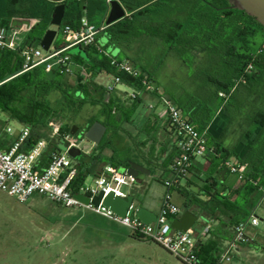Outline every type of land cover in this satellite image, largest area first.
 I'll return each instance as SVG.
<instances>
[{
    "label": "trees",
    "instance_id": "1",
    "mask_svg": "<svg viewBox=\"0 0 264 264\" xmlns=\"http://www.w3.org/2000/svg\"><path fill=\"white\" fill-rule=\"evenodd\" d=\"M118 1L129 11V18L125 17L126 20L107 26L100 30L99 34H106L110 38V43L118 46L126 37L146 33L162 40L167 48L175 52L181 59L183 66L192 69L194 68L192 66L207 68V70L205 69L203 90L214 99L218 107L214 118L203 120L202 129L197 127L201 131L207 130L208 145L213 148V152L204 159L221 168L231 155L238 158L236 152L224 147L222 137L234 121L235 113H241L242 99L254 94L257 96V102L252 104L253 113L248 119L252 121L256 118L259 120L257 122L259 126L264 127V106H259L262 103L264 105V99H262L264 94V50L260 51L264 41V27L246 12L232 8L228 0ZM86 3L98 4L97 10L103 15L101 24L103 26L107 16L108 4L106 0H0V27L11 26L15 19H35L36 24L22 38V43L31 45L37 40H40L41 43L44 34L50 30L52 14L58 4L65 6L63 23L59 28L61 32L66 25H70L74 29L80 27L83 11L88 10L89 4ZM165 10H167L166 13L171 14L169 17L161 18L160 15ZM91 16L88 20L95 24L91 21ZM55 45L60 47L62 43ZM78 48H81L91 62H99L104 65L90 66L92 71L105 69L111 75H120L123 83L132 87L138 86L137 79L123 72H117L111 66L110 58L101 55L95 46L87 49ZM71 56L74 60L80 59V55L71 54ZM249 65L252 68L246 73V68ZM134 67L154 81L145 66ZM22 69L23 57L20 50L0 49V112L30 129V136L21 151H28L38 140L47 138L51 121L60 124L61 133H71L72 127L75 125L68 123L70 117L80 113L83 107L88 104L94 107L98 106L100 110L84 129L79 127L81 130H86L96 121L101 122L100 119L103 118L101 123L107 127L109 132H114L123 120L124 109L114 99H108L103 88L100 93L92 94V88L89 86V83L93 82L92 80L87 82L79 78L72 81L69 78L70 75L62 74L58 70L46 72L43 66L20 74ZM52 93H58L60 96L55 106L50 103L48 98ZM221 94L223 95L221 96ZM237 99L241 100L239 107L235 103ZM191 100L190 97L186 101L174 103L181 109L183 116L195 125V117L199 116L203 106L192 104ZM140 102L142 101H135V103ZM229 106H236L233 115L228 113ZM62 119L65 120L61 121ZM248 135L250 138L252 137V133ZM105 146L106 142L102 140L92 154L85 155L82 162L78 161L79 171L72 186L75 193L84 185L90 173L88 172L90 169L87 173H82L80 168H84L85 164H90L91 168L95 167L102 159V149ZM241 146L246 149L245 155H249V160L240 158L238 160L239 163L248 165L243 182L246 187L251 189L250 192L248 189L244 193L239 192L241 199L231 203L217 191V184L213 182L214 177L209 174V178L205 180L206 185L200 188L201 193L187 189L186 194H183L186 199L185 207L193 208L197 214L205 216L209 220L217 219L224 222L220 215H224L225 210L230 209L228 205H231L235 209L233 212L238 214L237 221L232 222L233 233L236 226L245 222L261 203L262 190H264V153L256 151L243 142ZM55 147L59 149L57 145ZM253 158L262 161L258 168L252 166L250 160ZM109 162L119 167V164L109 158H106L104 164ZM256 192L261 194L252 198L251 195ZM262 207L264 209V200ZM213 230L211 227L206 240L214 234ZM133 236L143 239L135 234ZM206 240L197 242L198 258L203 264H215L220 257L222 248L220 250L217 241L212 243L210 241L208 243L210 247L203 248V246L206 247L203 243ZM215 252L218 254L215 255Z\"/></svg>",
    "mask_w": 264,
    "mask_h": 264
},
{
    "label": "built area",
    "instance_id": "2",
    "mask_svg": "<svg viewBox=\"0 0 264 264\" xmlns=\"http://www.w3.org/2000/svg\"><path fill=\"white\" fill-rule=\"evenodd\" d=\"M111 1L106 0L108 5ZM29 20L30 25L27 30L12 25L0 27V49L21 51L23 69L20 74L43 66L46 72L58 70L62 74L72 75L74 66L70 50L76 47L87 49L95 46L99 31L107 27L106 24H103L99 29L95 24L90 23L86 16H83L78 29H74L70 25L62 28V46L57 47L54 40L49 50L46 51L41 46L33 47L32 45H23L21 42V33L28 32L37 22L35 19ZM263 50L264 41L260 51ZM99 52L101 55L110 58V64L117 72H123L139 82L137 87H132L123 83L120 75H112L113 81L105 87V93L110 96L119 85H124L128 89V96L132 101H143L148 96H156L167 115L169 128L178 138V155L170 165L169 178L163 181L167 191L157 221L152 224H145L135 216L120 217L104 207L102 203L95 207L92 203L85 205L77 200L74 197L76 193L72 186L78 175V164L69 156L68 151L71 148H77L84 155L89 156L94 152L96 145L89 142L85 137L79 138L78 135L71 133H61L60 124L54 121L49 123L47 137L61 139L66 150L55 149L51 151L47 156L46 166L40 168V160L47 152L50 141L48 138H42L28 151H21L22 146L30 136V129L23 127L9 151H0V191L15 198L21 204L28 203L34 195L39 194L63 207H84L129 228L133 234L160 245L185 264H203L196 252L197 242L209 237L211 226L205 225L201 229L192 228L185 233H180L172 229L171 222L182 211L174 201V190L187 177L196 159L204 158L213 152V148L208 145L207 130H199L189 119L185 118L181 109L159 87L152 83L147 74H143L127 60L111 57L101 49ZM251 68L249 65L245 72L248 73ZM149 108L155 110L157 107L152 104ZM7 130L9 133L13 132L12 128ZM227 165L229 171L238 175L241 182L245 180L248 167L246 163H228ZM136 180L109 162L104 164L100 174L92 176V184L85 188V192L82 194L89 196L91 200L100 193H103L105 197L111 192L116 196L125 197L126 194L122 187L135 183ZM254 184L256 183L254 182ZM262 191L263 199L257 208H263L264 190ZM260 220L254 211L245 222L236 226L232 238L222 248L220 257L215 264H231L238 246L253 240L247 235V231L249 228L257 231Z\"/></svg>",
    "mask_w": 264,
    "mask_h": 264
},
{
    "label": "rangeland",
    "instance_id": "3",
    "mask_svg": "<svg viewBox=\"0 0 264 264\" xmlns=\"http://www.w3.org/2000/svg\"><path fill=\"white\" fill-rule=\"evenodd\" d=\"M108 11L109 8L107 7V13ZM166 11L160 15L161 18L170 16L171 13L168 14ZM102 18L103 15L97 10L91 16V21L97 24L100 29ZM49 28L57 30L55 43H62L63 37L59 28L51 24ZM98 39L99 44L106 49L107 53L112 57L118 56L119 52L113 49L104 33H100ZM31 45L39 47L40 40ZM162 50L163 48L157 50L158 54H161L162 64L164 65L160 66V81L166 87L167 96L176 103L177 101H186L191 97L192 104L203 106V110L198 117H195L194 122L196 127L201 128L203 120L215 117L218 107L214 99L203 90L206 76L205 69L207 70V68H201V66L198 68L192 66L193 69L188 68L183 66L178 59H175L177 57L162 55ZM71 52L75 54V48L70 50ZM79 57L85 59L83 55ZM69 78L72 81L75 80L73 75H70ZM102 79L103 83L107 85L113 81L111 76L106 75H102ZM48 98L50 103L55 106L60 96L58 93H52ZM262 99H264V94ZM153 100L156 107H162L156 98H153ZM149 102L145 101L146 108L150 106ZM242 102L241 113H235V119L230 126L231 131L228 142L234 141L237 143L241 132L244 130L243 144L250 145L256 151L264 153V127L259 126L257 123L259 120H256V118L252 121L248 119L253 113L252 104L257 102V96L255 94L251 95L242 99ZM235 103L239 107L241 100L237 99ZM236 106H229L228 113L233 115ZM259 106L264 105L262 103ZM97 111L96 107L89 104L85 105L80 113L70 117L68 123L84 129L97 115ZM1 116L0 122L3 123L4 114ZM11 123L17 125V122L14 121ZM242 125H244L243 129ZM250 133H252L251 138L248 135ZM47 138L50 142L55 140L60 150L65 147L59 139ZM115 148L111 150L110 147H104L106 151L97 166L105 163L108 157H114L115 160L122 161L121 159L125 155L124 152ZM200 160L204 161V158H200ZM238 180V175H228L227 181L229 184ZM91 184L92 176H89L78 193H84L85 188H88ZM131 184L124 185L122 190L125 193L131 192L133 186H136ZM138 193L142 197L147 196L150 193L149 185H144ZM176 202L184 211L188 210L184 204L178 201L177 197ZM258 215L261 219L258 230L249 229V232L254 233L252 237L264 247V211L262 208H258ZM251 243H254V241ZM245 250V253L238 256L235 264H264V251H257L251 247H246ZM0 264L185 263L178 260L160 245L145 239H138L133 236L129 228L84 207H63L39 194L34 195L28 203L21 204L15 198L0 191Z\"/></svg>",
    "mask_w": 264,
    "mask_h": 264
},
{
    "label": "crops",
    "instance_id": "4",
    "mask_svg": "<svg viewBox=\"0 0 264 264\" xmlns=\"http://www.w3.org/2000/svg\"><path fill=\"white\" fill-rule=\"evenodd\" d=\"M88 5V10H84L82 17L86 16L87 18H90L91 15L95 14L98 9V4L96 3H86ZM126 17L129 18V11L126 9ZM126 19H123V21ZM27 34L26 32L21 33V42L22 38ZM109 43L110 38L107 36ZM110 45H112L110 43ZM114 50H117L119 52L118 56L114 58H118L119 60H127L129 61L133 66H145L146 69L151 73L152 83L159 87L162 92L167 96L166 87L164 84H162L161 80V71L160 66H164L163 59H161V54H158L157 50L159 48H163L162 55H172L175 56L180 61V63L183 65L181 59L176 55L175 52L170 51L166 44L160 40L159 38L152 37L149 34H139L138 36H132V37H126L125 40L122 41L120 45H112ZM95 48L98 50H104L106 49L102 48L99 44L98 35L96 37V45ZM107 52V51H106ZM91 54V53H90ZM109 54V53H108ZM83 55L85 59L80 58L78 60L73 61L74 71L73 76H75L76 79H82L84 81H90L92 80L93 83L96 85L95 88H92V94L100 93V90L107 86V84L103 83L102 75L111 76L105 69H102L100 71H92V68L90 66H104L99 62H91L88 57L84 54H78ZM110 55V54H109ZM160 55V56H159ZM111 56V55H110ZM112 57V56H111ZM83 59V60H82ZM110 84V83H109ZM123 86V87H122ZM126 86L119 85L116 90L109 95H106L107 98L114 99L117 104L124 109V112L122 113L123 120L119 123V126L116 131L109 132L107 130L103 141L106 142V147H110L111 150L119 149L124 152V158H122V161H117L114 159V157H108L109 159H113L117 164H119L120 170L122 169V166H128V163L130 161L136 162L145 168L149 169L151 171L150 175H145L144 178H139L136 180L135 183H132L131 185L135 184L136 186H133V189L131 192L124 193L126 195H134L138 198H140L143 201V206L146 207L150 212L156 214L157 216L160 213L161 204L164 198V195L166 193V188L163 184V180H166L170 176V165L172 163V160L178 155V138L177 136L171 131L168 124V119L165 111L162 109V107H157L155 110L150 109L149 106L146 108L145 101H150V105H154V100L156 96H148L145 100H143L140 103H135V101H132L128 96V89L124 88ZM168 97V96H167ZM169 98V97H168ZM157 99V98H156ZM97 112L99 113L100 107H96ZM97 113V114H98ZM4 113L0 112V118L2 117ZM101 122H103V118L100 119ZM14 120H11L6 114H4L3 123L0 122V151L7 152L11 148L13 142L16 139V136L20 132V130L24 127L22 124L18 123L17 125H13L11 122ZM243 126V125H242ZM241 126V127H242ZM244 127V126H243ZM242 127V129H243ZM8 128H12L13 132L9 133ZM229 126L228 130L225 132V134L222 137V143L225 148L228 150H231L233 152H236L238 154V158L249 160V155L246 156V149L241 146V142L245 137L244 130L241 132L240 138H238L237 143L228 142V137L230 134ZM232 134V133H231ZM56 142L55 140L50 142V146L43 156V158L40 160V168H44L47 164V156L49 155L51 151L55 150ZM58 147V146H57ZM113 147V148H112ZM59 148V147H58ZM110 150V149H109ZM110 150V151H111ZM105 149H102V154L105 153ZM112 152V151H111ZM114 152V151H113ZM238 158H236L234 155H231L230 158L225 160V162L222 164V167H216L215 163L209 162L206 159L204 161L197 159L193 166L190 168V172L187 175L186 178H184L180 185L174 190V201L176 202V197L178 198V201L184 204L186 202V199L183 194H186L187 189H191L194 192L201 193L200 188L206 185V179L209 178V174H212L214 177L213 182L217 184V191L221 193L224 197H226L231 203L236 202V200L241 199L240 193H244L246 189H248V192L251 191L250 188L246 187L244 182L237 181L235 183H228V175L233 174L229 171L228 163L231 164H237L239 163ZM77 164L78 161L74 160ZM252 163V166L254 168H258L262 161L257 158H253L250 160ZM123 165H122V163ZM86 163V162H84ZM98 165V164H97ZM95 166L91 168L90 164H85L84 168H80L82 173H87L88 169H90L89 176H93L96 174H100L104 163H102L100 166ZM144 185H149L150 193H148L147 196L142 197L138 192L140 188H142ZM83 186V185H82ZM82 186L80 188H82ZM80 188L76 191V193L79 192ZM242 191V192H241ZM214 192V190H212ZM261 193L256 192L251 195L252 198L258 197ZM177 205H179L177 203ZM180 206V205H179ZM230 208L229 210H225L224 215H220L221 219L224 222H220L217 219H206L205 220H199L194 228L201 229L205 225H210L213 227L214 234L210 236V238L206 241H204L203 248H208L210 245L208 243H212L213 241H217L221 248L225 246V244L230 240L232 233H233V227L232 222L237 221V213L233 212L235 209L228 205ZM182 209V207L180 206ZM192 212L197 214L196 210L193 208H190ZM264 211V209L262 208ZM256 214L258 215V208H255ZM184 212L182 209L181 214ZM181 214L179 216H181ZM101 216V215H100ZM178 216V217H179ZM259 216V215H258ZM103 217V216H102ZM205 217V216H204ZM105 218V217H104ZM264 220V219H263ZM252 229V228H249ZM249 229L247 231V235L254 239L252 241L241 243L238 246L237 251L234 253V260L231 264H235L236 259L241 254L245 253L246 247L255 248L257 251H264V247L259 244L258 241H255V238L252 237L254 233H250ZM254 243H251L253 242ZM217 252H215L216 255ZM218 254V253H217ZM218 256V255H217ZM209 258V257H208ZM210 259V258H209Z\"/></svg>",
    "mask_w": 264,
    "mask_h": 264
},
{
    "label": "water",
    "instance_id": "5",
    "mask_svg": "<svg viewBox=\"0 0 264 264\" xmlns=\"http://www.w3.org/2000/svg\"><path fill=\"white\" fill-rule=\"evenodd\" d=\"M230 6L234 9H238L246 12L249 16L254 17L264 27V0H228ZM109 11L106 16V26H111L126 17V9L118 0H112L108 5ZM65 15L64 4H58L53 11L51 25L60 28L63 23ZM30 25L29 19H15L12 22V26L20 29L27 30ZM57 36L56 29L48 30L41 40L40 46L44 50H49ZM75 54H84L81 48H75ZM71 54H73L71 52ZM89 86L95 88L96 85L93 82L89 83ZM107 127L100 121L94 122L86 130L80 132L79 126H73L71 130L72 135L79 133V138L85 137L89 142L98 146L105 134ZM66 150V147L63 148ZM69 156L79 162H82V158L85 156L80 149L71 148L68 151ZM121 171L126 172L128 175L139 179L144 178L145 175H150L151 171L144 166L130 161L128 166H122ZM74 197L85 205L92 203L95 207H98L101 203L104 207L108 208L114 214L120 217L135 216L145 224H152L157 221L158 216L150 212L143 206V201L134 196L126 195L125 197L116 196L113 192L104 197L103 193L95 196L92 200L89 196L82 193H76ZM199 220H205V217L200 214H195L191 210L184 211L181 216L173 219L171 227L173 230L180 233H185L187 230L195 227Z\"/></svg>",
    "mask_w": 264,
    "mask_h": 264
},
{
    "label": "flooded vegetation",
    "instance_id": "6",
    "mask_svg": "<svg viewBox=\"0 0 264 264\" xmlns=\"http://www.w3.org/2000/svg\"><path fill=\"white\" fill-rule=\"evenodd\" d=\"M81 130V129H80ZM82 131V130H81Z\"/></svg>",
    "mask_w": 264,
    "mask_h": 264
}]
</instances>
